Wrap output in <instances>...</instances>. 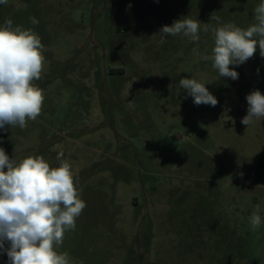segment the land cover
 Returning <instances> with one entry per match:
<instances>
[{"label":"rangeland","instance_id":"1","mask_svg":"<svg viewBox=\"0 0 264 264\" xmlns=\"http://www.w3.org/2000/svg\"><path fill=\"white\" fill-rule=\"evenodd\" d=\"M260 2L0 4V26L31 28L46 49L42 113L0 130V147L17 162L42 155L56 167L63 152L71 163L87 205L58 249L71 264H264V224L249 223L257 204L264 219V121L241 123L246 96L264 94V58L257 49L231 66L236 80L203 59L219 26L211 15L247 28ZM184 17L201 22L199 42L159 44L160 29ZM181 78L202 80L218 104H194Z\"/></svg>","mask_w":264,"mask_h":264},{"label":"clouds","instance_id":"2","mask_svg":"<svg viewBox=\"0 0 264 264\" xmlns=\"http://www.w3.org/2000/svg\"><path fill=\"white\" fill-rule=\"evenodd\" d=\"M7 3L0 0V4ZM29 19L33 25L39 24L35 17ZM210 20L219 26L212 29L211 54L203 59L211 61L220 78L238 79V72L231 66L253 58L257 49L264 58V0L255 6L254 23L247 28L221 23L219 16L211 15ZM208 30L205 25L203 31ZM200 31L199 20L184 17L160 29L159 44L163 45L167 36L199 42ZM45 50L33 29L14 25L11 19L0 26V130L24 129L29 120L35 121L41 115L45 95L36 81L42 77ZM179 88L196 105L218 104L200 79L181 78ZM246 100L247 114L241 123L248 127L264 121V94L253 90ZM63 156V152L57 154L56 167L42 155H29L17 162L0 147V253L7 254L8 264H71L69 253L58 249L65 234L75 230L76 220L87 205L72 165ZM260 210L257 204L249 217L252 231L264 224Z\"/></svg>","mask_w":264,"mask_h":264}]
</instances>
